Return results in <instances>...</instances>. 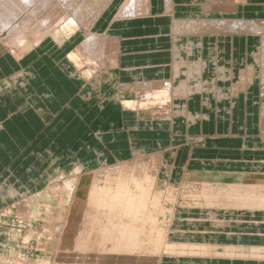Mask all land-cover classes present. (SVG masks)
Instances as JSON below:
<instances>
[{
    "label": "crops",
    "instance_id": "crops-1",
    "mask_svg": "<svg viewBox=\"0 0 264 264\" xmlns=\"http://www.w3.org/2000/svg\"><path fill=\"white\" fill-rule=\"evenodd\" d=\"M162 1L147 0L139 16L115 20L120 0H114V6L105 11L97 24L86 27L116 40L114 69L111 75H101L100 84L90 86L72 75L74 68L69 53L79 36L62 47L45 40L17 57L0 48V264H12L15 252L19 251L14 240L18 239L20 230L14 225L20 220L15 210H6L21 198L31 199L33 203L39 199L44 189L38 191L43 183L35 175L42 177L52 166L57 165L55 168L65 172L79 164L89 169L102 160L113 163L129 159L135 156L133 150L139 149L155 155L163 179L179 180L198 173L195 169L202 173L232 171L242 177L264 174L257 84L251 75L247 79L249 83L243 86L241 76L253 63L256 39L250 34L215 31L198 35L202 43L199 57L207 64L199 75L205 91L178 102L182 111L187 109L199 115L195 121L184 117L182 124L175 125L172 117L164 121L150 119L136 108L128 107L131 106L128 98L122 99V105L127 102L128 106L123 105L127 109L110 99L100 101V88H110L122 75L130 81L171 79L174 65L171 19L164 13ZM172 3V16L176 18L195 16L197 12L201 16L241 15L244 6L250 4L230 2L234 3L233 9L224 14L220 8L205 14L197 6L200 3L197 0H172ZM82 28L84 32L86 28ZM220 68L224 69L222 75ZM110 91L115 89L111 87ZM207 132H213L207 135L209 140L222 138L238 145L197 146L189 142V135ZM252 140L260 141L259 145L250 144ZM37 148L42 152H37ZM25 161L32 163L33 168L21 173ZM186 211L175 213L177 229L169 236L173 241L197 243L207 249L202 255L169 254L179 256L170 262L181 264L180 258L188 256L204 264H264V214L232 212L227 216L228 212L224 211L211 216L206 215L207 211L203 215L195 210ZM31 217L22 222L35 223ZM26 232L34 238L33 228L22 234ZM63 237L65 240L66 236ZM63 249L62 243L59 244V255ZM168 260L169 257L161 255L157 264ZM55 264L65 263L60 258Z\"/></svg>",
    "mask_w": 264,
    "mask_h": 264
},
{
    "label": "bare ground",
    "instance_id": "bare-ground-1",
    "mask_svg": "<svg viewBox=\"0 0 264 264\" xmlns=\"http://www.w3.org/2000/svg\"><path fill=\"white\" fill-rule=\"evenodd\" d=\"M113 1L114 0H0V48L2 47V49L16 57L30 52L33 47L41 45L40 43L45 40H52L62 47L68 41L79 36L74 49L69 53V60L72 62L74 68L72 75L87 82L90 86L100 84L102 80L101 75H111L112 69H114L113 61L115 53L113 49L116 40L113 37L108 38V36L101 33L97 34L94 30L90 31L86 27L97 24L104 16L105 11L108 12L112 6H114ZM233 1L231 0V2ZM146 2L147 0H120L119 9L116 11L114 19L124 20L139 16V14L143 12ZM162 2L164 3V13L170 15L171 19L170 36L173 42H176V44L174 43V47L171 46L175 53L173 73L171 79L168 80L164 79L160 82H150L146 80L139 83H132L131 85L124 84L123 87H121L119 91L120 94L129 96L127 100L131 107L137 109L138 113L142 112L144 116L150 119L164 121L168 117L171 118L176 115V113L181 110L178 105L180 97L189 99L194 96L195 93L198 94L205 91L204 82L200 79L199 75L205 70L207 64L205 60L199 57L202 43L200 37L197 35L204 30L222 31L230 34H239L241 32L244 34V32H248L253 35H259L260 38H262L260 40L261 45L258 51L254 50L252 52L253 63L241 74L242 84L246 86L248 82L247 79L251 78V75H253L255 80L256 78L260 79V81L264 79V39L262 37V34H264V21L255 20L253 18H240L238 15H230L226 13V11L228 9H233L234 3L225 4L217 0H210L207 3L200 2L197 3V6L201 7L203 9L202 12H205V14L213 12L215 8H220L223 11L222 13H226L227 15L201 16L200 13L197 12L195 16L176 18L172 16L171 12L174 4L172 0H163ZM82 27L86 28L84 32L81 30ZM4 32H6L5 36H3ZM176 57L179 58L178 61ZM255 65H257V67H255ZM257 69L258 71L261 70L259 76L255 73ZM220 70L222 71V75L224 69L220 68ZM247 71H249V75H246ZM180 115H184L185 117L187 115L190 121H195L196 118L199 117V115L192 112L188 113L187 109L183 110ZM259 121L261 127H263L264 112L259 113ZM144 156L148 155L144 154ZM152 161L154 162V160ZM106 162L107 160H102L101 164L104 165ZM95 171L96 170L93 169L83 171L77 168L75 172L67 175L65 171L55 168L56 175L60 179H63L60 180L52 176L48 177V180H46L49 181L51 185L50 192L54 195L58 203L59 219L69 214L73 198H75L76 201H80L77 194L82 185L81 183L84 181H89L85 191V198L88 203L96 208L106 207L107 215L105 218L108 219L107 222L106 220L103 221L99 229V236L97 241H95L97 247L91 248L89 245L86 246L88 241L93 238L90 236L92 230L90 227L93 225L90 224V227L85 229L86 236L83 235L85 234L84 232H80L79 235H77L79 238L75 246L77 251H83V253L89 255H113L121 257L120 259H123L122 257L124 256L131 255L138 249L139 251L145 248L147 249V246L153 252H158L164 247V249L173 250L177 254H205L207 247L196 245L197 243L174 244L171 242L169 243L168 240L165 239L167 233L165 232L166 236H164V229L157 226V216L153 211L155 209L152 210L148 207H160V194L156 193L152 198L150 195L152 182L155 180V178L153 180V177L155 175L153 176L151 174L152 177L149 173H144L142 178H136L131 174L121 173L115 179V187H98L95 184ZM263 178L264 177L261 175L258 179H252L250 184H229L226 188L219 187L218 190L225 189L226 192L229 191L231 192L230 194L238 196L234 199H237L234 202H238L236 204V206H239L238 208H245L244 210L251 213H256L257 211H262L264 213ZM131 185L133 188H131ZM208 186L209 185L203 184L202 188L205 192H208L210 189ZM171 188L168 189V192L174 193V190ZM226 197L228 196L226 195ZM222 201L226 202L224 199ZM222 201L219 202V205L223 203ZM212 205L213 204H211V206H205L207 209L206 215L212 216L219 212L217 211L218 209H212ZM229 205L232 206V204ZM231 206H226V210ZM30 208L28 201L23 198L22 200L16 201L14 205L12 207L10 206L6 211L15 209L16 217H20L21 215L29 216ZM220 208L221 207H219V210ZM188 211H190V208L187 209V212ZM88 217L90 218L87 220L88 223L94 222L97 224L100 223L101 225V222L95 220L96 218L94 216L88 215ZM113 217H118V221L114 222ZM124 217L128 219L125 220ZM88 225L89 224H87V226ZM146 225H148V229L145 227ZM144 238L148 240V245L143 243ZM229 249L232 251L234 248ZM28 261L26 260V263ZM34 262L36 261L34 260Z\"/></svg>",
    "mask_w": 264,
    "mask_h": 264
},
{
    "label": "rangeland",
    "instance_id": "rangeland-1",
    "mask_svg": "<svg viewBox=\"0 0 264 264\" xmlns=\"http://www.w3.org/2000/svg\"><path fill=\"white\" fill-rule=\"evenodd\" d=\"M197 1L202 2V3H207L210 0H197ZM217 1H224L225 2V0H217ZM235 1L250 3L247 6H244V11L242 12L243 14L238 15L240 18H245V19H252L253 18L255 20L264 21V0H234L233 2H235ZM226 2L230 3L231 0H226ZM251 3H253L254 6H252ZM211 32H215V31L214 30H211V31L204 30L203 32H200L197 35H201L203 33L204 34H206V33L212 34ZM240 34H242V35L250 34L254 39H256V45H255L254 50L258 51V48L261 45L260 40L262 39V38H260L259 35H253L252 33H248V32L247 33L244 32V34H243V32H241ZM5 35H6V32H4L3 36H5ZM263 35L264 34H262V37L264 39ZM76 40H78V39H76ZM180 41H182V40H180ZM174 43L176 44V42L175 41L173 42V47H174ZM176 51H178V50H176ZM174 56H175V53H174ZM188 59H190V58H188ZM178 60H179V58H177V61ZM255 67H257V65H255ZM259 72L261 73V70L260 71H258V69L255 70V73L258 76H259ZM136 82H138V83L142 82V79L130 81V80H128L127 76L122 75L120 79H117L116 81H114L111 84L112 86L111 85L109 86L110 88L112 87L115 89L114 92L113 91L108 92L110 90V88H106V89L100 88L99 99H100V101H103V100L106 101V100L110 99L112 101H115L116 105H119L122 108L127 109L128 107H131V106H128L127 102H123V105L128 106V107H126V106L124 107L122 105V99L123 98L126 99V98H128V96L124 95V94H120V92H119L120 87L119 86L123 87L122 85H124V84L125 85L126 84L131 85L132 83H136ZM255 82L257 84V94H256L257 99L256 100H257V106L259 107V113H260V112H264V79L260 81V79L256 78ZM97 100H98V98H97ZM179 100L183 101L184 98L180 97ZM61 105H64V104H61ZM179 107L182 108V104H180ZM182 112L183 111L180 110L179 112L176 113V116H179L180 118L177 117L175 121H174V118L176 116L175 117L172 116V122L175 125H176V122H178L179 124H182V121L184 120V117H185L184 115H182L183 117L180 115ZM188 113H190V111H188ZM186 118H188L187 115H186ZM260 132L262 133V136L264 137V126L260 127ZM209 134L211 135V134H213V132H211V133L207 132L205 135L204 134H200V135L199 134H191L188 136V139L192 145H197V146L205 145V144L210 145V143L217 144V146H220V145H228V146L238 145L237 142L228 143L225 140H223L222 138H219L216 140H209L208 139L209 136H207ZM219 134H221V133H219ZM209 141H211V142H209ZM259 142L260 141H258V140L257 141L252 140L249 143L259 145ZM36 151L42 152V151L38 150V148ZM133 153L135 156H133V157L131 156L129 159L118 160V161H115L113 163H109V161H107L106 163H104V165L99 164V165H96L94 168L85 169L83 164L75 165V166H72L69 169V171L65 172V173L67 175H70L72 172H75L77 168L80 170H83V171L84 170H90V169L96 170L94 172V174H95L94 178H95V184L98 187H115V179L121 173L122 174H131V175L135 176L136 178H140V177L142 178L144 173H149L150 175L152 174L153 176L155 175L154 177L151 175L153 177V180H154V178H155V180L152 182L150 195L152 198L154 194H156V193L160 194L159 204H160L161 208L160 207L153 208L151 206H148V207H149V209H152V210L155 209L153 211H154V213H156V216H157V226L159 228L164 229V236H166L165 234L167 233V236L165 237V239L168 240L169 243L171 242L174 244H187L188 243V242H184V241H173L171 239V237L169 236V235L173 234V232H175L177 229L176 224L174 225V221H177L175 213L178 214L177 212L179 210L185 211L188 208H190V210H195V211H198L199 213L201 212L203 215L204 212L207 211L206 207L211 206V204L214 205V206L212 205V207H213L212 209H215V210L218 209L217 210V211H219L218 213H221V214H224L223 213L224 211L225 212L228 211V213H226L227 215H231L232 212L235 214L236 213L239 214L240 211L243 213L248 212V211L244 210L245 208L240 209V208H238L239 206H236V204L238 202L235 203L234 201H236L237 199L236 200H234V199L237 198L238 196H234V195L230 194L231 192H229V191H227L228 192L227 193L225 189H222L225 191L218 190V189H219V187L220 188H226L229 184H239V183L240 184H250L252 179H258L261 176L259 174H256V175H252V176L250 175V176H246V177L243 176L242 177V176L237 175L235 172H232V171L227 172V173L225 171H222V172L210 171L209 173H202L204 171H201L199 169H195L196 171H194L192 169L194 172H198V173H194L191 176L186 175V176L180 177L179 180H177L176 178H174L173 180L169 178V180H168V179L161 178L160 170L158 168V166H159L158 161H157L155 155L146 154L148 156H144L145 153L139 151V149H134ZM142 154H143V156H142ZM152 160H154L156 165ZM31 164L32 163L29 164L28 161H25L23 163V165H24L23 169L24 170H21V173H24V172L28 173L29 172L28 168H33L31 166ZM56 166H52L50 169H47V171L49 173H46V174L44 173L42 177L39 174L35 175L37 177V179H39L41 181V183H43L38 191H41L43 189L44 190L41 193L40 198L34 202V203H36V206H34V203L31 199L25 198L28 201V203L31 204V209H30L31 211L29 213V217L32 216L31 220L34 221L35 223H33V222H31L32 224L23 223L22 220L26 219L27 215H25V216L21 215L19 217L20 221L14 225L17 230H20V232H18L19 233V236H17L18 239L14 240V243H18V248L16 250H19V251H16V252L14 251L16 254L13 256V258L11 260L12 264H43V263L44 264H55V262L59 261L60 258H62L64 260L65 264H157L161 255H163L165 257H169V260L165 261L166 262L165 264H173V262H170V261H173V260L175 261L176 258L179 257V256L176 257V256L169 255V254H172L174 252L173 250H167V249H164V247H162L161 250H159L158 252H153L151 249L148 248V246H147V249L145 248L144 250H140V251L138 249V250L134 251L131 255L122 257L123 259H120L121 257L113 256V255H111V256H109V255L106 256L104 254L89 255L87 253H83V251H77V249H75L76 248L75 246H76L78 239H79L77 235H79L80 232H84L85 234H83V233L82 234L86 236L85 229H88L90 227V224L95 226V227H93V226L90 227V229L93 230V232L91 230L90 236H92L93 238H91L88 241V244L86 246L89 245V247H91V248L97 247V244H95V241H97V238L99 236L98 232H99L100 227L103 224V221L106 220V222H107L108 218H105L107 215V210H106V207L96 208V207L91 206L88 203L87 199L85 198V191H86V188L88 186L89 181L88 182L84 181L81 183L82 185L80 187V190H78V194H77L80 201H76L75 198H73V203H72V206H70L71 209L69 210V214H66V216L64 215V218L62 217L59 219L58 203H57L54 195H52L50 192L51 191V189H50L51 185L49 184V181H46V180H48L47 179L48 177H52V176H53V178L57 177V179H60L55 173V167ZM150 166H151V168H150ZM148 170H150V171H148ZM244 174H247V173H244ZM263 175H262V177H264ZM238 178H240V179H238ZM44 179H45V181H44ZM62 179L63 178H61L60 180H62ZM263 180H264V178H263ZM205 183H207V184H205ZM203 184L209 185L208 187H210L211 190L209 189L208 192L207 191L205 192L202 188ZM211 187L213 188V190ZM131 188H133L132 185H131ZM169 188L173 189L174 193H171L170 191L168 192ZM216 189H217V191H216ZM79 191H80V193H79ZM226 195L228 197H226ZM209 197H210V199H209ZM231 197L233 198V200ZM22 199L23 198H21L19 200H22ZM223 199L226 202L222 201ZM205 200L208 202H206ZM220 200L223 203H220V205H219V202H221ZM209 201L212 203H210ZM229 204H232V206ZM202 206H204V207H202ZM226 206H231V207L227 208L228 210H226ZM219 207H221L220 210H219ZM173 209H174V212H173ZM13 210H15V209H13ZM257 212L264 214L262 211H257ZM88 215L94 216L96 218L95 220H98L99 222H101V225H100V223H98L99 224V226H98V224L94 223V222L88 223L87 220L90 219L88 217ZM22 216H24V217H22ZM51 217H53V218H51ZM117 218L118 217H113V219H114L113 221L114 222L118 221L119 218L118 219ZM162 218H163V221H162ZM124 219L127 220L128 218L124 217ZM106 222H104V223H106ZM87 224H89V225L87 226ZM29 227L33 228V231L35 233L34 238L31 237L32 236L31 233H30V235H28L27 232L22 234V232H24V230H26V229L28 230ZM145 227H147V229H148V225H146ZM29 232H31V231H29ZM61 233H62V235H61ZM234 233L236 234V232H234ZM63 234L66 236L65 240H62V239H64ZM57 239H58V241H57ZM166 240H165V242H166ZM249 242H251V240ZM61 243H62V247L64 249L61 252L62 255H59V244H61ZM143 243H145L146 245L149 244L148 240H145V238L143 239ZM223 243H225V242H223ZM246 243H248V242H246ZM217 246L220 247L221 245H217ZM224 246H226V245H224ZM221 247H223V246H221ZM26 251H29L30 254H26L25 253ZM211 252H213V251H211ZM239 252H240V250H239ZM173 254L177 255V253H175V252ZM211 254H213V253H211ZM259 254L262 255L263 253H259ZM182 258H180L181 259L180 261H183V262H181V264H204L202 261H197V260L192 261L188 258V256L185 257L184 259H182ZM213 258H218V257H213ZM23 259H26L27 261L28 260L29 261L26 263V260H23ZM32 260H33V262H32ZM34 260L36 262H34ZM210 264H214V263H210ZM254 264H256V262H254Z\"/></svg>",
    "mask_w": 264,
    "mask_h": 264
}]
</instances>
